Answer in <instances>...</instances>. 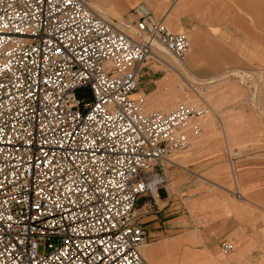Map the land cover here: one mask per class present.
<instances>
[{"label":"built area","instance_id":"built-area-1","mask_svg":"<svg viewBox=\"0 0 264 264\" xmlns=\"http://www.w3.org/2000/svg\"><path fill=\"white\" fill-rule=\"evenodd\" d=\"M158 44L181 59L192 39L146 12L131 27L86 0H0V264H150L138 199L205 113L144 110Z\"/></svg>","mask_w":264,"mask_h":264},{"label":"rangeland","instance_id":"rangeland-1","mask_svg":"<svg viewBox=\"0 0 264 264\" xmlns=\"http://www.w3.org/2000/svg\"><path fill=\"white\" fill-rule=\"evenodd\" d=\"M107 17L131 27L137 21L134 15ZM157 46L161 57L176 62L180 71L171 72L173 89L169 87V93L160 98L161 104L157 100L158 106L138 94L147 103L144 110L169 112L186 102L205 113L186 126L188 131L195 125L201 128L191 146L173 157L189 153L192 147L198 150L192 160V185L181 192L184 201L172 209L179 219L164 224L160 214L169 212L164 210L163 201L156 200L157 189L169 183L166 167L172 159L163 169L155 168L148 174L154 188L141 195L136 205L137 214L143 213L140 218L150 225L148 242L166 264H189L188 259L195 257L206 264H260L264 262V201L258 203L255 196L259 192L264 196V159L257 158V152H264V71L220 73L207 79L184 67L183 58L190 50L178 59L162 45ZM163 63L157 68L168 71V64ZM216 136H226L230 143L217 145L220 155L207 154L206 147L211 145L206 142ZM225 240L234 244L232 251H224ZM240 250H244L241 256ZM40 251H44L43 245Z\"/></svg>","mask_w":264,"mask_h":264},{"label":"crops","instance_id":"crops-1","mask_svg":"<svg viewBox=\"0 0 264 264\" xmlns=\"http://www.w3.org/2000/svg\"><path fill=\"white\" fill-rule=\"evenodd\" d=\"M86 1L105 16L134 15L138 20L141 13L146 12L162 20L174 32H188L192 37V45L190 53L183 58V65L190 72H196L204 78L212 79L220 73L248 72L251 69L264 71V0ZM153 60L145 63L135 96L143 94L149 98L150 105L158 106L157 100L162 103L160 98L169 93L171 85L166 82L168 71L157 68L164 66L163 61ZM226 143H230V138L226 136L211 137L206 142L211 145L206 147L209 150L207 154L220 155L216 151L220 148L217 145ZM197 151L196 147H192L189 153L179 154L173 160L177 155L174 154L171 156L172 162L167 164L169 183L157 189L156 199L163 201L164 210L169 212L160 214L161 220L165 219L164 224L180 218L175 216L176 211L172 209L184 201L181 192L192 185V160ZM257 155V158L264 159L262 150ZM242 188L245 192L248 190L243 183ZM259 193L255 198L258 203H263L264 196ZM140 215L143 213L138 216L144 224ZM145 226L150 237V225Z\"/></svg>","mask_w":264,"mask_h":264},{"label":"bare ground","instance_id":"bare-ground-1","mask_svg":"<svg viewBox=\"0 0 264 264\" xmlns=\"http://www.w3.org/2000/svg\"><path fill=\"white\" fill-rule=\"evenodd\" d=\"M157 55H159L160 57L162 56L159 52H157ZM155 57H157L156 55H154ZM162 58V61H164L165 63L168 64V75H167V78H166V82L172 86V80H173V75L171 74V72H174V71H180L179 70V66L177 65L176 62H168L166 60H164L163 57ZM168 80V81H167ZM145 100V98H144ZM147 105V103H146ZM239 194H241V196L243 195L241 191L238 192ZM244 197V196H243ZM195 234L198 236V233L195 232ZM200 237V236H199ZM143 253H144V257H146L145 259H149V263L150 264H166V261L164 260V257L161 255V253L158 251V250H155L154 247L151 246V244L149 242H147L144 247H143ZM244 253V250H240L238 255L241 256L242 254ZM157 261H160L159 263ZM190 261V262H189ZM188 263L189 264H206L202 261H200L197 257L193 258V259H188Z\"/></svg>","mask_w":264,"mask_h":264}]
</instances>
